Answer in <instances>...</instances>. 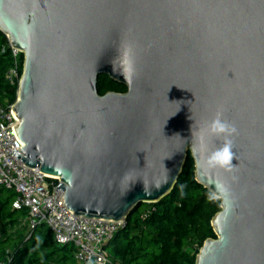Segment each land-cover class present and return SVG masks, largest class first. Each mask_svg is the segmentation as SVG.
Instances as JSON below:
<instances>
[{"label": "water", "instance_id": "water-1", "mask_svg": "<svg viewBox=\"0 0 264 264\" xmlns=\"http://www.w3.org/2000/svg\"><path fill=\"white\" fill-rule=\"evenodd\" d=\"M0 33L22 56L13 157L70 214L124 222L189 156L220 208L194 264H264V0H0ZM218 111L230 167L208 163Z\"/></svg>", "mask_w": 264, "mask_h": 264}, {"label": "trees", "instance_id": "trees-1", "mask_svg": "<svg viewBox=\"0 0 264 264\" xmlns=\"http://www.w3.org/2000/svg\"><path fill=\"white\" fill-rule=\"evenodd\" d=\"M5 45L6 38L0 33V103L5 98L13 103L16 91L3 77L10 66L9 52H2ZM97 90L103 95L126 89L102 78ZM13 200L12 192L0 188V264H74L73 245L58 246L45 225L27 238L26 229L19 226L26 212L14 210ZM140 206L134 210L137 215L128 217L125 228L107 245L111 264H194L203 242L214 238L210 221L220 210L219 201L195 183L189 156L168 197Z\"/></svg>", "mask_w": 264, "mask_h": 264}, {"label": "built area", "instance_id": "built-area-1", "mask_svg": "<svg viewBox=\"0 0 264 264\" xmlns=\"http://www.w3.org/2000/svg\"><path fill=\"white\" fill-rule=\"evenodd\" d=\"M5 50L9 52L10 66L4 72V81L17 93L22 56L11 48L7 39L2 52ZM11 106L6 98L0 103V188L14 194V210L26 212L19 226L26 229L29 238L38 226L45 225L58 246L73 245L74 264H111L106 247L125 228L126 222H107L70 214L60 203L61 192L53 193L58 181L35 172V169H27L19 158L13 157L12 152L22 145L14 135V126L7 129L16 123Z\"/></svg>", "mask_w": 264, "mask_h": 264}, {"label": "clouds", "instance_id": "clouds-1", "mask_svg": "<svg viewBox=\"0 0 264 264\" xmlns=\"http://www.w3.org/2000/svg\"><path fill=\"white\" fill-rule=\"evenodd\" d=\"M210 132L215 136H223V145L215 150L208 158L209 165L216 167H230L233 161L232 141L229 137L236 133L237 129L234 125L222 119V113L219 111L216 117L209 125Z\"/></svg>", "mask_w": 264, "mask_h": 264}, {"label": "rangeland", "instance_id": "rangeland-1", "mask_svg": "<svg viewBox=\"0 0 264 264\" xmlns=\"http://www.w3.org/2000/svg\"><path fill=\"white\" fill-rule=\"evenodd\" d=\"M141 207V206H140ZM141 208H143V206L141 207ZM141 208H139V210H141ZM137 214L135 213V211H133L130 215H129V217H133V216H136Z\"/></svg>", "mask_w": 264, "mask_h": 264}, {"label": "flooded vegetation", "instance_id": "flooded-vegetation-1", "mask_svg": "<svg viewBox=\"0 0 264 264\" xmlns=\"http://www.w3.org/2000/svg\"><path fill=\"white\" fill-rule=\"evenodd\" d=\"M123 87V86H122ZM126 91V90H125Z\"/></svg>", "mask_w": 264, "mask_h": 264}]
</instances>
